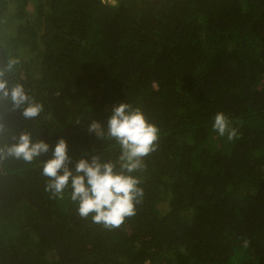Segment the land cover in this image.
Masks as SVG:
<instances>
[{
  "label": "trees",
  "instance_id": "16d2710c",
  "mask_svg": "<svg viewBox=\"0 0 264 264\" xmlns=\"http://www.w3.org/2000/svg\"><path fill=\"white\" fill-rule=\"evenodd\" d=\"M0 264H264V0H0Z\"/></svg>",
  "mask_w": 264,
  "mask_h": 264
}]
</instances>
